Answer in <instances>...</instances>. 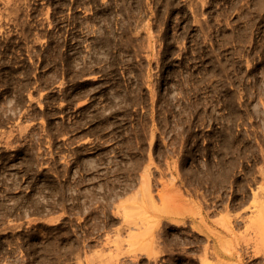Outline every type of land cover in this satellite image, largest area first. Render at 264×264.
Returning a JSON list of instances; mask_svg holds the SVG:
<instances>
[{"label": "rangeland", "instance_id": "1", "mask_svg": "<svg viewBox=\"0 0 264 264\" xmlns=\"http://www.w3.org/2000/svg\"><path fill=\"white\" fill-rule=\"evenodd\" d=\"M0 264H264V0H0Z\"/></svg>", "mask_w": 264, "mask_h": 264}]
</instances>
